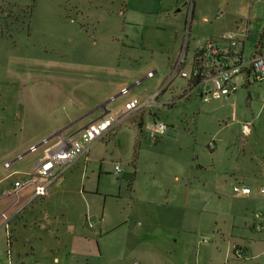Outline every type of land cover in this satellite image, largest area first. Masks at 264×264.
<instances>
[{"label":"rangeland","instance_id":"374dc122","mask_svg":"<svg viewBox=\"0 0 264 264\" xmlns=\"http://www.w3.org/2000/svg\"><path fill=\"white\" fill-rule=\"evenodd\" d=\"M28 1L29 6L16 8L12 6L11 0H0V114L5 116H13L16 111H20L29 97L47 96L53 103L64 97L63 89L60 88V92L50 89L44 82L74 86L73 81L66 80L68 76L73 74L76 78L81 74L86 75L85 71L76 73L64 69L62 66L68 59L53 49L58 48L56 44H50L53 39L49 35L57 33L55 25L50 22H58L57 18L71 20L73 23L69 24L70 28L80 26L89 35L93 33L98 44L102 27H111L110 33L106 32L108 40H102V44L110 47L113 58L117 57V61H113V70L116 72L112 75L113 80L120 78L119 73L124 79L130 77L131 71H140L141 75L127 82V94L112 98V108L120 107L131 95L140 99L149 97L165 83H161L164 80L162 67L165 64L168 66L165 52L168 44L173 41L175 29L180 39L185 36L190 40L194 35L208 34V27L230 17L247 28L249 41L255 42L264 30V0H193V13L188 17V22L189 0ZM220 12L222 18L216 19ZM203 17L207 19L206 23ZM39 21L43 24H37ZM88 59L89 56L84 58L85 61ZM154 68L157 73L148 77L147 70ZM83 79L79 77V80ZM30 82L37 87L28 93L26 84ZM182 83V78L175 76L167 85L165 94L160 93L156 102L179 97ZM92 87V81L86 78L81 90L91 91ZM152 107L156 118L169 126L166 133L151 139L146 130H140L133 145L129 133L123 134L119 137V144L122 148L126 147L127 152L130 150L129 162L123 164L115 156L104 154L106 161L97 162L94 166V163H86L84 166L85 162L80 166L72 165L63 172L65 180L52 199L45 203L37 202L22 218L11 221V243L23 259L29 253V247L36 244L45 245L50 260L56 254L61 259L69 257L70 264H130L133 258H137L141 264H162L161 256L143 250L147 247H138L143 253L134 248L140 241H146L152 246L153 243L159 246L160 252L165 251L164 255L170 264L176 261L183 264L186 260L194 262L195 259L197 264L251 263L246 258H236L235 248H241L238 245L232 247L235 257L224 247L214 251L212 258L211 242L216 234L200 225L191 227L187 214L180 219L178 214L181 203H177L175 211L172 198L177 183L174 177L177 176L180 181L191 180L193 185H201L205 173L201 175L199 166L210 163L211 154L216 150L219 153L216 152L214 162L219 163V170L229 169V163H234L239 167V172L247 174L251 170L264 169V82L241 86L228 99L203 102L194 93L188 98L175 101L170 109L162 104H154ZM146 112L147 109L141 113L142 118ZM94 116V113H90L86 119ZM245 124L250 128V133L246 135L240 132ZM22 138L23 144L28 142L25 137ZM212 138L216 146L209 150ZM15 139H19V133ZM108 140L113 142L114 138L107 137L103 141ZM230 150L233 155L228 154ZM2 163L3 160H0V176L6 173ZM29 164V161H23L12 167H26ZM115 165L121 169L118 174L114 173ZM82 173L91 180L96 179V182L98 175L106 176L107 186L114 197L106 198L105 202L101 198L99 201L95 197L86 198L80 192L83 188ZM134 173L139 175L140 182L136 186L142 195L146 189L144 179L154 180V198L137 202L136 206L129 196ZM232 179L225 178L224 183L228 184ZM234 184L240 183L236 181ZM261 184L264 186V181ZM229 189L232 191V185L226 187L225 195L229 194ZM253 206L254 203H251L245 207L246 216L251 215ZM100 214L102 222L98 220ZM92 222L94 226L89 228L88 223ZM115 222H122V225L111 227ZM70 227L76 229L71 231ZM77 227L87 228V231L82 233ZM245 227L243 224L241 228ZM249 232L256 235L259 233L252 229ZM175 239L177 242H174ZM119 246H125L126 249H118ZM132 248V254L137 257H130ZM252 251L251 255H254L256 252L254 249ZM65 264H68L67 261Z\"/></svg>","mask_w":264,"mask_h":264},{"label":"crops","instance_id":"0c3cea01","mask_svg":"<svg viewBox=\"0 0 264 264\" xmlns=\"http://www.w3.org/2000/svg\"><path fill=\"white\" fill-rule=\"evenodd\" d=\"M11 1L13 4L12 6L16 8L29 6L28 0ZM192 11L193 3L190 10L188 8L187 22L188 17L192 16ZM219 18H222V15L220 17L216 15V19ZM12 19H16V17H12ZM87 19L89 18L87 17ZM202 20L204 23L207 22L205 17H203ZM57 21L58 22L51 20L50 23L55 25L57 33L50 34L49 37L53 39V42L50 44H56L58 48H51L58 50L63 57L68 59L65 60V65L62 66L64 69L76 71V73L85 71L86 75L83 76L81 74L76 76L77 79L73 74L68 76L66 80L68 82L73 81L74 86H64L63 83H61V85H53V83L44 82V84L50 89H56V91L59 92L60 88L63 89L62 93L64 97L60 101H56V103L50 101L47 96L44 98L39 97L33 99L32 97H29L26 99V101H24L23 106L20 107V111H16L13 116H5L4 114H0V160H3L2 165H4L5 162L10 163L8 168L3 166L6 173L0 176V264H65L66 261L68 264H70L71 260L69 257L61 259L56 254L53 255L52 259L50 260L47 258L49 251L46 249L45 245L43 246L36 244L35 246L31 245L29 247V253H27L25 255V259H23V257H21L20 254L16 252V249L11 243V239L13 237L11 233L12 227L9 226L11 221L17 218H22L26 211L28 209L31 210L34 204L37 202L45 203L52 199L56 190L62 186V182L65 180V178H63L64 173L52 184L47 196L34 199L17 214H13L10 211L20 201L21 198L27 196L30 193L31 183L28 179L27 173L38 163V161L48 155L50 152L58 149L61 145V140L63 137H67L75 131L87 126L89 123L99 119V117L103 114V110L97 108V105L104 101H111V98L119 95V90L122 86H126L129 89L127 82L132 81L141 75L140 71L135 69L129 73L130 77H125L123 74L125 78L122 79V74L119 73L120 78L113 80L112 75L116 73L113 70V61H117V57L113 58V53L110 47L107 48L106 44H102V40H108L109 37L106 36V32L110 33L111 27H102L103 30L101 29L98 35L100 37V43L98 44L93 33L89 35L88 31L80 26H74L70 28L69 24L73 23L71 20L67 21L66 19L57 18ZM97 23L99 24V22ZM37 24L42 25L43 23L42 21H39ZM79 25L82 24L79 22ZM208 29L210 30L208 34H201L200 36L194 35L190 40H188V38L185 36L182 38L183 40L180 39L178 30H174L173 41L171 44H168L167 50L165 52L168 66L165 64L162 67V78L164 80H162L161 83L164 81H169L168 84H170L172 82L175 76L171 77V75L175 62L181 52H184L186 59H188L193 51L209 38H218L225 33H232L237 37H242L245 40L243 54L247 57L251 56V54L257 50V43L264 42V30L259 33L255 42L249 41L248 34H245V29L247 31V28L242 24L239 25L234 19L230 17L219 21L215 25H211L208 27ZM94 30H96V28H94ZM87 56H89L90 59L85 61L84 58H87ZM186 68L187 64L183 65V69ZM88 70L90 71L87 72ZM149 71L153 73L151 77L157 73V69L155 68L147 70V72ZM79 77H83L84 79L79 80ZM86 78H88V81H92L93 87L91 91L84 89L81 90L85 84ZM182 81L183 83L180 84L179 87V97L171 100L166 99L164 101H157L147 108L136 109L129 112V114H127L121 121L109 129V131H107L104 136L86 145L87 149L85 154L79 156L72 165L80 166L82 162H85L83 163L84 166L86 163H94L92 164V166H94L97 162L102 163L106 161L104 160V154H108V156H115L116 158L120 159L123 164L129 162L131 158V152L130 150L127 152L126 147L122 148L120 146L119 137L125 133H129V138L133 145L134 139L137 133H140V130H146L148 133V127L150 124L154 120H159L156 118V114L153 111L154 109H152V105L162 104L163 106H166L167 109H170L175 101H178L181 98H188L194 93L200 100H202L199 94V89L195 88L194 90L190 91V93L186 94L187 91L184 90L186 89L187 82L183 78ZM238 82L239 86L237 89L246 85L242 84V79H240ZM27 84L26 90H28V93H31V89L37 87L32 82ZM165 89H163V91L160 93L164 95ZM235 91L230 95H233ZM41 92L42 91L40 89V93ZM230 95L224 96L222 98L228 99ZM130 97L134 96L131 95L128 98ZM127 99H125V101ZM110 101L106 105L107 110L114 109L110 107ZM145 109H147L146 116L142 118L141 113H143ZM90 113H94L95 116L94 118L87 120L86 117ZM70 123H72V125L68 126ZM137 125L138 128L136 127ZM64 127L66 128L63 132H61V136H53L54 134L58 133L59 129ZM240 132L246 135L250 133V128L248 132L243 131V129H241ZM17 133H19V139H15ZM22 137H25L26 141L28 142L23 144ZM107 137L114 138L113 142L108 140L110 145L107 144L108 141H103L104 138ZM45 139L47 140V143L42 144V141ZM211 140L214 142V145L209 150H213L216 146L214 138ZM31 145L38 146L36 151L29 152L28 149ZM107 148L110 150L109 153L107 152ZM225 151H227V149H225ZM216 152L211 154L212 161L210 163H204L203 165L199 166L201 168V175L202 173H205V175H202L203 180L201 181V185H196L198 183L193 185L191 180L180 181L177 176L174 177L175 182H177L173 188L172 201L174 209L177 208V203H181V211L178 214L180 219L185 218L187 214L189 215L188 222L190 223L191 227L200 225L205 227V229L210 231V233L216 234L215 238L211 242L212 258L214 257V251L224 249V247L226 251L230 250L234 256L232 247L234 245H238L242 247L244 255L242 257L236 258H246V260H250L252 264H264V216L261 215L258 218L255 217V213L264 208V196L259 192V188L264 187L263 184L260 185V183L264 181V169L251 170V173L247 174L245 172H239V167L234 165V163H229V169L219 170L217 169V165L219 163L215 164L214 162L215 154L219 153V150L217 153ZM228 154L233 155V152L230 150L228 151ZM217 158L218 155H216V159ZM23 161H29L30 164L26 167H12L13 165ZM72 165L69 167V169L72 167ZM83 173L80 175L81 185L83 187L82 191L80 192L86 196V198L95 197L97 201H99L101 198V200L105 202L106 198L114 197L113 192H111L107 186L106 176L98 175L96 182V179L92 178L91 180ZM12 177L14 178L11 180L10 178ZM225 178L233 179L227 184L224 183ZM15 181H20V186L13 187V183ZM144 181L146 182L144 195L138 192L139 188L136 186V184L140 182L139 175H135L134 173L133 179L130 182L129 196L132 201H134L135 206L137 202L142 203L144 201H151L152 198H154L152 194V182L154 180L144 179ZM236 181L237 183H240V185L250 187V192L248 194H235L229 189V194L225 195L224 191L226 190V187L233 185ZM189 190H191L190 193ZM193 190L194 193H192ZM221 201L223 203L220 204ZM247 202H249V204H246ZM251 203H254L251 215L249 214V216H246L245 212L247 210L244 209H246L245 207ZM144 215L147 217V214ZM192 216L193 218L191 219ZM85 217L88 218L87 216ZM199 217H201V221L199 220ZM108 218H110V215H108ZM98 220L101 222L103 221L101 214ZM243 224L246 226L245 228H241L243 227ZM257 224L261 226L260 229H257ZM121 225L122 222H115L111 227H119ZM70 229L73 231L76 229V227H70ZM77 229L82 233L87 231V228L85 229L84 227H77ZM251 229L256 230L259 233L257 235L251 234L249 232ZM139 235L140 234H138L137 237H139ZM174 242H177V239H175ZM203 242H206V240ZM139 244L134 247L135 249L139 250V253H143V250L149 251L151 255H156L157 257L161 256L162 259H160V263L167 264L166 262L168 261L164 255L166 252H160L159 246L154 243V246H152L151 244L146 243V241H140ZM142 246L147 247L150 250L143 249ZM138 247H141L143 250L138 249ZM118 249H126V247L119 246ZM252 249H254L256 252L254 255H251V252H253ZM133 250L134 249L132 248L130 257L134 255L132 254ZM149 253L146 252L148 255ZM186 261H184L183 264H197L196 259L194 262L191 260ZM133 262L141 264V261H139L137 258H133L130 264H133ZM171 264H181V262L176 261Z\"/></svg>","mask_w":264,"mask_h":264},{"label":"built area","instance_id":"2783aa9c","mask_svg":"<svg viewBox=\"0 0 264 264\" xmlns=\"http://www.w3.org/2000/svg\"><path fill=\"white\" fill-rule=\"evenodd\" d=\"M191 7L192 0H189V10ZM221 15V12L217 14L218 17ZM246 32L245 29V34ZM244 45V38L237 37L232 33H225L218 38H209L199 45L188 59H186L185 53L181 52L175 62L171 77L179 76L186 80V94L195 88H199V94L203 101L220 99L232 94L239 86L238 81L240 79H242L243 85L264 82V42L257 43V50L249 57L243 54ZM185 64H187V68L183 69ZM152 75L151 71L147 72L148 77ZM168 82L162 84L149 97L144 99L128 98L120 107L108 110L102 117L89 123L75 134L63 138L58 149L39 160L27 173L31 183V191L27 196L21 198L10 212L17 214L34 199L47 196L52 184L62 176L64 171L69 169L79 156L85 154L86 145L104 136L129 112L149 107L155 103L156 98L167 87ZM127 93L128 87L122 86L119 94L125 95ZM242 129L248 132L249 126L245 124ZM168 130L169 126L165 122L154 120L148 127V136L155 139ZM45 143H47L46 139L42 141V144ZM209 146L212 147L213 142H210ZM37 148V145H31L28 150L34 152ZM3 166L8 168L10 163L5 162ZM120 171V167L115 165L114 173L118 174ZM20 184V181H15L13 187H18ZM250 190V187L240 184L232 185V192L235 194H248ZM259 192L264 196V187H260ZM261 215L264 216V208L255 213L256 218ZM89 226L93 227L94 223H88ZM256 227L260 229L261 226L257 224ZM235 255L237 257L243 256L242 247L235 248ZM133 264L137 263L134 262Z\"/></svg>","mask_w":264,"mask_h":264},{"label":"water","instance_id":"95a60500","mask_svg":"<svg viewBox=\"0 0 264 264\" xmlns=\"http://www.w3.org/2000/svg\"><path fill=\"white\" fill-rule=\"evenodd\" d=\"M112 99V98H111ZM110 100H108V101H104V102H102V103H100L99 105H97V108H100V109H102L103 110V114L100 116V117H102L105 113H107V109H106V105L108 104V102H109ZM99 117V118H100ZM72 125V123H70L68 126H71ZM68 126H66V127H68ZM66 127H64V128H62V129H59L58 130V133H56V134H54L53 136H61V132H63L64 130H65V128ZM80 130V129H79ZM78 131V130H77ZM77 131H75L74 133H72L71 135H73V134H75ZM71 135H68V136H71ZM67 136V137H68ZM67 137H63V138H67Z\"/></svg>","mask_w":264,"mask_h":264}]
</instances>
